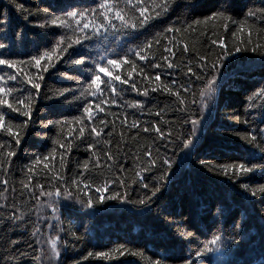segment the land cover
<instances>
[{
	"label": "trees",
	"instance_id": "1",
	"mask_svg": "<svg viewBox=\"0 0 264 264\" xmlns=\"http://www.w3.org/2000/svg\"><path fill=\"white\" fill-rule=\"evenodd\" d=\"M100 2L15 0L13 3V0H0V13H7V23L0 24V43L7 45L5 49H0V59L27 62L20 65L23 72L34 80L39 75L44 77L39 81L40 96L33 104L32 120L35 123L21 130L20 144L15 145L11 137L0 135V142L12 144L10 150L16 152V156L4 158L5 167L0 171V181L7 179L9 182L7 191L6 186L0 183V205L4 206L0 207V216L9 215L17 209L28 213L25 227L17 228L0 220V264H154L156 260L162 264H186L189 260L192 264H264V196L253 197L251 191L242 187L249 184L251 189H255L264 184V168L236 176L232 172L226 176L222 170V166L241 163L246 166L264 165V95H256L264 88V48L256 52L236 53L223 61L214 85L216 91L210 99L205 98L208 106L203 110L199 92L213 73H201L195 67L200 55L212 62L214 54L219 53L218 46L209 48L212 39H224L229 48L234 42L238 43V38L247 41L248 25H245V32L240 33L239 22L244 21L249 10L264 9V0H181L179 5L172 6L167 15L150 21L132 36L113 35L110 30L106 36H93L81 45H75L62 57L61 53H57L51 62L42 60L41 68H36L31 61L33 56L53 51L61 36L72 35L70 30L51 24L41 27L45 20L50 19L41 10L63 15L68 10L98 9ZM145 2L150 5L153 0ZM17 4H23L26 11L17 9ZM219 11H225L237 23L229 22L227 31L222 29L223 22L220 20L214 24L211 21L198 26L193 24L192 29L187 28L194 20L204 21ZM2 19L5 17H0ZM252 23L248 21V24ZM254 23L252 43L244 45L248 48L256 44L264 45V23L259 17ZM168 27L186 30L165 33ZM212 29L216 35H213ZM233 32L237 36H233ZM156 39L160 40V44L155 43ZM169 40L178 45L187 44L189 52L182 54V48L173 47ZM148 42H152L151 50L141 54H147L149 59L156 56L155 62L161 63V68H152L148 61L140 60L129 51H139ZM165 46L173 47L176 56H169V60L177 67L168 69L160 59ZM125 54L136 63L138 72L144 69L149 79L145 80L143 74H134L139 92L131 89L132 81L128 85L116 82L118 90L122 88L124 91L114 97L116 104L102 105L107 115L101 113L100 116L110 122L102 137H90L86 129L85 136L76 139L71 151L64 156L65 166L61 168L60 156L65 149L59 148L55 141L66 144L64 137L75 126L62 129L61 126L41 125L47 124L48 120L71 122L74 117L82 115L83 106L89 102L95 109L97 101L91 96L74 99L72 92L66 93L65 99L57 93L68 88L73 89L75 96L79 97L88 83L86 76L96 70L93 61L103 63L99 60L100 56L118 59ZM77 59L85 63L74 64L73 61ZM45 66L48 67L47 72L42 70ZM186 66L193 67L204 78L197 80L190 73L186 75ZM109 70L113 75L122 74L123 79V74L130 69L122 65L120 69ZM6 72L14 73L15 69L0 66V75ZM157 74L161 76L162 85L171 87L173 92H180L183 103L162 88L157 92L151 91L157 86L154 80ZM101 78L108 79L102 73ZM18 81H9L7 86L23 88L24 95L35 92L24 82L23 73L18 76ZM172 81H176V84H172ZM181 85L190 88V91L184 92ZM145 88L149 89L148 96L142 95ZM18 95L19 92L13 93L8 97L9 102L14 103ZM136 102L143 107L128 106ZM3 107L7 111L6 106ZM12 115L16 117L13 124L27 119L18 113ZM125 116L127 125L122 123ZM185 120L189 122L184 123ZM191 120L200 121L195 126V135H192ZM7 122L6 116V125ZM133 122L139 124V128L131 127ZM153 126L161 128L164 138L153 130ZM145 127L149 128L148 132L143 131ZM75 136H78V130L73 131L68 139ZM246 136L248 139L244 138ZM251 136H256V140L250 143ZM96 139L111 143L103 149L97 145L88 151V144ZM189 139L192 144L184 148V143ZM53 148L56 149V159L44 161L49 164L50 171L44 169L43 163L35 164V157L43 160ZM104 150L112 153L113 160L108 161L104 157ZM148 151L157 164L145 172L142 169L149 167L150 158L145 155ZM92 152L101 156L102 167L83 173V163L89 162L91 167L94 161ZM162 159H168L171 164L167 172V166L161 165ZM7 160H10V167ZM109 164L111 167H108ZM27 167L34 169L32 185L40 183L50 191L55 190L53 185L62 192L68 188L73 196L67 199L63 196L58 199L53 197L56 213L47 208L45 201L49 198L46 196L41 197L40 204H37L34 198H29L28 190L23 189L20 183L27 181ZM137 172L145 177L143 181L136 176ZM53 173L63 175L67 183L54 179ZM72 178H85V183L91 182L92 186L71 185ZM105 180L108 181L109 191L104 195L118 192L120 198L97 203L100 194L95 188ZM120 181H124L123 186ZM144 183L149 185L148 189L143 188ZM154 186H159L160 191L146 205L133 203L150 196ZM36 195H39V189H36ZM89 197L93 201L92 208L81 203ZM49 224L53 228L50 229ZM33 226L40 228L36 237L31 235ZM61 228L63 231H60ZM56 235L61 238L58 243L60 256L50 259V248L45 241ZM217 235L221 236V243L226 246L197 257L196 253ZM10 240L20 241L12 249L16 255L14 260L9 258ZM37 240L41 243H37ZM116 249H120L124 255H120ZM21 251L29 255L21 256ZM100 252L109 253L112 258L98 256ZM134 252L142 255L130 254ZM89 253L92 255L89 256ZM36 256H41V260H35Z\"/></svg>",
	"mask_w": 264,
	"mask_h": 264
},
{
	"label": "snow or ice",
	"instance_id": "2",
	"mask_svg": "<svg viewBox=\"0 0 264 264\" xmlns=\"http://www.w3.org/2000/svg\"><path fill=\"white\" fill-rule=\"evenodd\" d=\"M13 3H15V0H13ZM181 3V0H159L157 3L156 0H153L152 4H146L145 0H123V6H121V0H101V2L98 5V9H89L86 11L82 10H68L63 13V15H54L53 13H50L47 9L41 10L43 14L46 17H50V19L45 20L44 24H41V27H44L47 24H51L54 26H58L64 29H68L71 31V36H61L59 41L56 44V47L53 51H45L40 56H33L31 58V61L34 62V65L36 68H41V61L47 59L49 62L52 61L53 56L57 53H61V57L63 53H67L69 49L73 48L75 45H81L84 40H90L93 36H106L109 31L111 30L113 35L116 34H126L129 36L134 35L136 31L139 29L145 28L146 25L149 24L150 21L156 20L157 18H160L162 15H167V13L171 10L173 5H179ZM17 9L21 11H26L24 9L23 4H17ZM159 9V10H157ZM31 13H29L30 15ZM0 17H5V19L0 20V24H6L7 23V13H0ZM259 17L261 19V23H264V9H254L249 10L246 13L244 21L239 22L240 26L238 31L240 33L245 32V25L247 24V41L243 39L238 38V43L234 42L233 46L229 48V46L225 43L224 39L217 38L212 39L209 44V48H211L213 45L218 46L220 51L219 53L214 54V60L212 62H208L207 57L204 55H200L198 57V62L196 63L195 67L196 69H199L201 73L205 72H212L213 75L210 79H207V82L205 83V86L203 89L200 90L199 95L201 98V109L207 108V101L205 98L210 99L212 94L216 91L214 85L216 84L217 80V73L219 72L220 67H223V61L228 59L229 57L234 56L236 53L244 52V51H253L256 52L258 49L264 48V45L256 44L255 46L248 48L245 47V44H251L252 43V34L255 27V20ZM27 19V16L24 17ZM220 20L223 23L221 24V27L224 31L228 30L229 22L231 23H237L233 20L232 16L226 15L225 11H219L213 13L211 16L207 17L206 20H194L193 23H190L187 25L188 29L193 28V24L200 25L201 23L208 24L209 21L213 22V24ZM253 21L252 24H248V21ZM118 22V24H117ZM186 29L181 28H173L168 27L164 31L165 33H173V32H181ZM213 35H216L215 30L212 29ZM259 33L257 32V35ZM206 35V33H205ZM233 36H237L236 32L232 33ZM156 44H160V40H155ZM169 44L173 45V47H181L182 48V54L189 52V46L187 44H174L172 40L168 41ZM7 45L5 43H0V49H5ZM173 47H164L163 53H161L160 59L164 62L166 67L168 69H172L174 67H177L174 63H172L169 60V56H172L175 58L176 53L173 51ZM152 48V42H148L146 45L140 47L139 51H136L134 49H130L129 51L132 52V54L136 57H138L142 61H148L150 63V66L152 68H161V63H156V56H152L151 59H149V56L147 54H141V53H147ZM166 53V54H165ZM100 61H103V63H99L96 61H93L95 64V71L91 72L90 75L86 76V79L88 80V83L86 87L82 89L80 92V96H75V91L73 89H64L62 91H59L57 95L59 97H66V93L72 92L74 99H80L81 97L87 98L88 96L95 97L96 103H95V109L93 108V104L89 102L86 106H83L82 115L79 117H74L73 120L70 122L68 120H48L47 124H42V127H56L61 126L63 129L64 127H70L74 125L75 127L68 132V134L64 137L67 143H61L60 140L55 141V143L58 145L59 148L65 149L64 154H61L60 156V166L63 168L65 166L64 156L67 155L75 142L76 139L83 138L85 136V130L87 129L89 132L90 137H102L104 133V129L108 127L109 121L105 120L102 116H100L101 113L107 115L105 112V108L102 107V105H111L116 104L115 96H119L124 89L117 88V83L121 85H128L130 84V87L132 90L139 92L140 90L137 88L136 83L134 82V74L135 75H142L145 80H148L149 77L144 74V69L141 68L139 72L137 71V65L134 61L130 60L128 55L125 54L124 56L118 58V59H110L105 56L99 57ZM27 62L24 61H13L10 59H0V66H6L8 69H15L14 73H4V75H0V135H6L8 137L12 138V141L15 143V145L20 144L21 140V130H26L29 126V124H34L35 121L32 120V112H33V104L37 100V98L40 96V89H41V83L39 81H42L44 79L43 75H39L36 80L32 76H29L27 73L23 72V68L20 65H25ZM76 65L84 64L85 61L82 59H77L73 61ZM189 64H191V61H189ZM122 65H127L130 70L126 72L125 78L122 79V74L118 73L116 75H113V72L109 70V68L112 69H120ZM187 67V74H191V76H194L197 80L203 79V75H198L196 71L193 70V67L186 66ZM43 72L48 71V67H43ZM23 73L24 82H26L28 85L31 86L32 89L35 90L34 93H30L28 95H24V89L23 88H16V87H9L8 82L9 81H18V76ZM101 73L104 75V77H107V80H103L101 78ZM191 79V77L189 78ZM154 80L157 82V86L151 88L152 92H157L163 89V91L168 92L170 94H173L177 97V99L180 101V103H183V99H181L180 92H173V89L171 87H168L167 85H162L161 82V76L159 74L155 75ZM20 83V81H18ZM172 84H176V81H172ZM103 85V87H102ZM184 92H189L190 88L184 87L181 85ZM19 92L20 95L16 96L14 99V103L9 102L8 97L12 96L13 93ZM142 95L148 96L149 95V89L145 88L142 92ZM256 95H264V88L260 89V92ZM20 96H23V98H20ZM195 103V100L192 101ZM3 106H6L7 111ZM132 108H142L143 105L139 102L136 103H130L128 105ZM13 113H18L20 116L27 117L26 120L22 121L19 124H13V120L16 119L15 116H13ZM157 116L160 115L159 112L156 113ZM6 116L8 117L7 125L5 123ZM98 123H97V118ZM189 121L185 120L184 123H188ZM191 124L193 125V132L192 135H195V126L199 124V120H191ZM122 123L127 125V117L125 116ZM99 126V127H98ZM131 127L133 128H139V124L136 122H133ZM78 130V136H75L73 139H68V137H71L73 135V131ZM153 130L159 134L161 138H164V133L161 131L160 127L153 126ZM144 132H148L149 128L145 127L143 129ZM111 135V133H108ZM168 135H171L169 133ZM245 139H248V137H244ZM256 140V136H251V139L249 142H254ZM111 143V141H105L101 139H96L94 142H91L88 144V151H92V149L96 148L97 145H101L102 149L104 146H107ZM192 144V140H187L183 147L188 148L189 145ZM12 148V144L10 143H4L0 142V156L3 158H0V171L4 170L5 167V159L4 158H11L16 156V152L14 150H10ZM7 149V150H6ZM6 150V151H5ZM92 155L94 157V161L91 162V167L89 162H85L82 165L83 173H89L93 168H101L102 165L100 163L101 156L97 154V152H92ZM104 157L107 158L108 161L113 160V155L111 152L104 150L103 151ZM145 155L150 158L149 160V167L142 169V171H149L151 168L156 167L157 161L155 159H151L152 153L150 151L145 152ZM51 158V160L56 159V149L53 148L49 155H45L43 157V160L41 157L37 156L35 157V164H44V169L49 170V164L44 163V161H48ZM203 163V161L201 162ZM7 164L10 167V160H7ZM162 166H167L165 169V172L170 170L171 164L168 159H162L161 160ZM55 167V165H53ZM108 167H111L109 164ZM258 168H264V165H252V166H246L245 164L241 163L238 165H226L222 166L223 174L228 175L229 172H232L234 176L236 174L240 175H247L250 173H253ZM34 169L33 167H27L26 171V177L27 181H21L22 188L25 190H28L29 192V198L35 199L37 204H40V198L41 197H48L49 200L45 201V204L47 208L51 209L53 213L57 212V208L54 206L55 201L52 200L53 197L55 198H61L62 196L67 199L71 198L73 196V193L68 190V188H65L62 192L59 187H56L53 185L52 187L55 188L54 191L46 190L45 186L43 184L37 183L35 185H32V175H33ZM83 173H81V176L83 177ZM136 176L139 178L140 181H143L145 177L141 176L139 172L136 173ZM53 178L57 179L59 181H64L67 183V181L64 180V176L53 173ZM238 178V177H237ZM163 179V176L161 177ZM0 183L4 184L5 191H7V185L8 180L4 179L0 181ZM121 186H123L124 181L119 182ZM83 184L84 188H91L92 183L88 182L85 183V178L71 179V185H75L79 187V185ZM143 188L148 189L149 185L147 183H144ZM242 187L245 188V190L251 191V195L253 197L257 195L264 196V184H261L255 189H251L249 184H243ZM36 189H39V195H36ZM14 191V189H13ZM95 191L99 193L100 195L97 198V203H104L105 200H118L120 198V193H113L111 195L105 196L104 193L109 191L108 188V181H103L101 186H98L95 188ZM160 191L159 186H154L151 190V195L147 196L144 199H140L138 201H134L133 203H138L140 205H146L149 200H151L152 197L156 196V194ZM23 195V193H21ZM81 203H86V206L88 208L93 207V201L92 198L89 197L87 201H81ZM0 207H4L3 205H0ZM19 213V214H18ZM26 216H28V213L26 212H20L19 209L11 212L9 215L6 216H0V220L10 223L11 225H14L15 227H25L27 226V220ZM55 218V217H54ZM48 227L51 229L53 228V225L49 224ZM60 231H63L61 228ZM40 232V228L33 226V231L31 232V235L33 237H36L37 234ZM61 238L59 235H56L55 237H49L45 243L49 245L51 257L50 259L58 258L60 256V251L58 248V243L60 242ZM20 243L19 240H10V248L8 249L10 256V259H15L16 255L14 252H12V249L16 247ZM37 243H41L39 240H37ZM226 246V244L221 243V236L217 235L212 240L208 241L207 244L204 245L203 250L198 251L196 253L197 257H203L207 253H212L219 251L221 247ZM123 247V246H121ZM116 252H120V255H124V252H122L120 249H116ZM131 255H142L141 253H130ZM21 256L27 257L29 254L27 252H20ZM43 255V250H41V256ZM89 256L92 255V253L88 254ZM98 256L105 257L108 259H111V255L109 253L100 252L97 253ZM41 256H36L35 260L39 261L41 260ZM154 264H162L160 260L154 261ZM186 264H192V261L189 260L186 262Z\"/></svg>",
	"mask_w": 264,
	"mask_h": 264
}]
</instances>
